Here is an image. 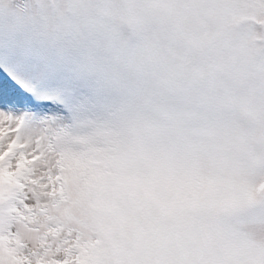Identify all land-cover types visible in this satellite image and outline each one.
Masks as SVG:
<instances>
[{"label": "rangeland", "instance_id": "rangeland-1", "mask_svg": "<svg viewBox=\"0 0 264 264\" xmlns=\"http://www.w3.org/2000/svg\"><path fill=\"white\" fill-rule=\"evenodd\" d=\"M96 43L137 87L121 97L129 126L124 150L110 161L74 165L81 188L69 211L91 264H105L92 254L109 247L110 236L111 255L125 258L106 264H182L201 255L205 241L209 251L217 246L205 232L225 231L238 256L264 248V160L251 150L264 142L251 110L254 103L264 108V0L188 5L120 24L115 39ZM99 119L121 126L120 114ZM79 135L77 151L100 157L109 147L105 130L93 135L84 127ZM217 187L229 194L206 203L207 189ZM197 211L212 226L193 242L185 219Z\"/></svg>", "mask_w": 264, "mask_h": 264}, {"label": "snow or ice", "instance_id": "snow-or-ice-1", "mask_svg": "<svg viewBox=\"0 0 264 264\" xmlns=\"http://www.w3.org/2000/svg\"><path fill=\"white\" fill-rule=\"evenodd\" d=\"M218 2L0 0V264H91L69 211L81 188L74 165L124 150L121 97L137 87L99 53L97 38L115 39L120 24ZM103 113L120 114L121 126H108ZM84 127L109 133L102 156L76 150ZM218 252L182 264H264V248Z\"/></svg>", "mask_w": 264, "mask_h": 264}, {"label": "clouds", "instance_id": "clouds-1", "mask_svg": "<svg viewBox=\"0 0 264 264\" xmlns=\"http://www.w3.org/2000/svg\"><path fill=\"white\" fill-rule=\"evenodd\" d=\"M145 27L150 23L149 21H145ZM130 56L135 57V55L139 54H129ZM251 110L256 112L257 118L253 125L254 134L256 137H264V108H262L258 103H254L251 105ZM252 152L256 155V158L258 161L264 160V142H261L260 140H257L256 143H254L251 147ZM258 174L261 177H264V171H260L258 169ZM199 183V181H197ZM171 190L170 185L166 186V188L162 191L168 192ZM207 197H206V203L215 201L221 197H224L229 194V191L227 189H223L220 187L215 188L214 190L212 188L207 189ZM217 226L219 225V222H215ZM207 225V227H211L212 224L207 220V213L206 212H200L197 211L190 217H186L185 219V228L190 233V238L193 242H197L199 239H201V228ZM215 237L217 241V246L214 247L211 251L208 250V245L203 244V249L201 255L206 256L208 259H215L216 256L219 254L218 248L220 250H223L225 252V255H231L233 257H237L238 254L235 251V241H232L228 238L225 231H219V232H205L203 239H211ZM107 245L109 247H98L95 252L92 254L93 260L96 261H107L108 259H124V256H112L110 253V246L114 244V238L108 237L106 241ZM138 257L133 254L131 259H137Z\"/></svg>", "mask_w": 264, "mask_h": 264}]
</instances>
